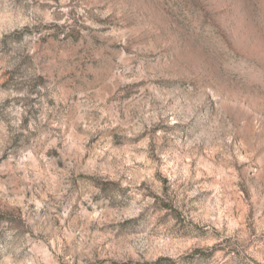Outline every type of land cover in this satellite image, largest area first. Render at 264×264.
Masks as SVG:
<instances>
[{"label": "rangeland", "instance_id": "obj_1", "mask_svg": "<svg viewBox=\"0 0 264 264\" xmlns=\"http://www.w3.org/2000/svg\"><path fill=\"white\" fill-rule=\"evenodd\" d=\"M0 264H264V0H0Z\"/></svg>", "mask_w": 264, "mask_h": 264}]
</instances>
